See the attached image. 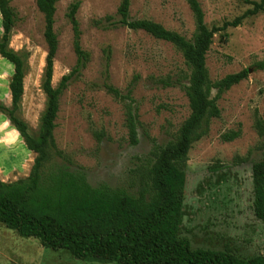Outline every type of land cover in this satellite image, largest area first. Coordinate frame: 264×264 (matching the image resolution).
I'll return each mask as SVG.
<instances>
[{"label": "rangeland", "instance_id": "1", "mask_svg": "<svg viewBox=\"0 0 264 264\" xmlns=\"http://www.w3.org/2000/svg\"><path fill=\"white\" fill-rule=\"evenodd\" d=\"M73 1L59 0L55 15L59 48L53 86L58 87L64 75L70 74L71 79L60 98L54 136L67 158L47 148L43 173L47 175L61 166L84 174L94 188L108 186L138 197L143 189L151 188L148 171L154 162L155 146L163 147L176 137L190 114L184 86L189 84L191 68L173 44L143 30L95 27V19L107 15L118 18L120 0H81L77 19L82 47L90 56L86 66L76 71L73 28L67 16ZM199 2L209 28L221 27L253 8L245 0ZM11 7L16 23L10 48L27 55L20 113L31 134L37 136L47 106L42 90L48 55L44 15L37 0H11ZM130 17L154 21L187 39H192L196 31L187 0H131ZM3 62L14 69L4 58ZM260 63H264V12L243 17L237 27L215 33L206 57L210 78L219 80L244 69L249 73L221 95L217 101L221 117L212 120L208 134L194 142L188 153L179 237L194 249L225 251L245 259L264 255V220L255 215L252 177V165L264 159V138L254 127L256 110L264 120V69ZM105 84L120 89L125 96L129 90L131 93L116 99ZM5 92V86L0 88V102L10 107ZM128 110L138 115L137 145L129 142ZM6 120L1 113L0 139L5 137L12 146L8 150L0 141V179L11 183L30 175L36 155L23 162L28 148ZM239 125V138L231 142L221 139L223 133ZM94 132L104 134L102 141ZM0 264L115 263L81 260L65 249L44 247L40 240L22 237L0 222Z\"/></svg>", "mask_w": 264, "mask_h": 264}, {"label": "trees", "instance_id": "2", "mask_svg": "<svg viewBox=\"0 0 264 264\" xmlns=\"http://www.w3.org/2000/svg\"><path fill=\"white\" fill-rule=\"evenodd\" d=\"M59 0H37L44 15V41L47 58L42 80V90L47 106L40 118L37 136L30 132L28 123L21 116V103L25 92L27 55L10 48L12 28L16 13L11 0H0L3 33L0 37V55L14 66L10 80L11 106L0 102V112L17 130L27 148L36 156L30 175L26 179L5 182L0 179V222L22 237L36 238L42 245L52 249H65L78 259H95L115 264H264V255L241 258L218 250L192 248L190 242L179 237L181 215L186 186L184 169L188 153L194 142L206 136L213 119L221 117L218 99L221 95L248 77V69L212 80L206 66L207 53L218 31L237 27L242 18L264 12V0H245L253 5L242 17L225 22L221 27L209 28L199 0H187L195 20L196 31L192 39L166 29L147 19L130 17L131 0H120L117 19L112 15L93 20L95 27L109 29L122 26L143 30L153 37L173 44L191 68L189 84L184 86L190 114L178 134L167 145L155 146L154 162L148 173L151 188L143 189L139 196L125 190H113L108 186L92 187L82 173L70 172L56 166L49 174L43 173L47 148L58 156L67 158L58 149L54 131L60 110V98L67 89L71 75H64L58 87L53 86L54 60L59 48L55 31V15ZM81 0H74L68 7L67 16L73 28V47L79 71L89 61V53L83 49L82 31L77 19ZM107 65L110 52L106 51ZM264 69V63L259 64ZM109 94L116 99L125 96L113 85L105 84ZM215 95L213 96V92ZM254 127L264 138V120L256 110ZM138 115L127 112L129 142L137 145ZM100 142L102 133L94 132ZM241 136V127L221 135L225 142ZM254 211L264 220V159L252 165Z\"/></svg>", "mask_w": 264, "mask_h": 264}, {"label": "crops", "instance_id": "3", "mask_svg": "<svg viewBox=\"0 0 264 264\" xmlns=\"http://www.w3.org/2000/svg\"><path fill=\"white\" fill-rule=\"evenodd\" d=\"M2 22H3V19H2L1 13H0V35L3 33V23ZM0 61L3 65V68H0V88L4 89V86L6 87V92H5L4 96L9 101H11V91L9 88V84H10V80H11L13 74H10V73L14 72V69L12 68V66L10 64H6L5 62H3V57L1 55H0ZM0 114H1V112H0ZM6 121H8V119ZM0 141H2L4 143V146L6 147V149L10 150V147L12 146V144H9L5 137L1 138ZM19 141H21V144H25V142L22 138ZM25 146H26V144H25ZM35 155L36 154L33 151L28 149V153H26L27 157L24 159L23 162H27L31 157H34Z\"/></svg>", "mask_w": 264, "mask_h": 264}]
</instances>
